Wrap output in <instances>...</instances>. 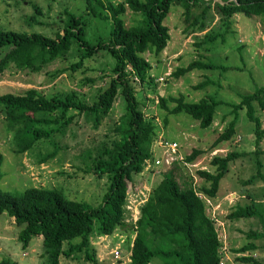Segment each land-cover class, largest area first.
<instances>
[{
    "label": "trees",
    "instance_id": "obj_1",
    "mask_svg": "<svg viewBox=\"0 0 264 264\" xmlns=\"http://www.w3.org/2000/svg\"><path fill=\"white\" fill-rule=\"evenodd\" d=\"M221 1L223 4L213 2V6L225 18L224 29L218 34L205 32L202 37L204 42L217 38L223 41L229 18L234 14L264 20V0ZM210 3V0H122L113 4L105 0H84L86 15L109 21L110 29L105 41L100 38L88 40L85 20L67 9L62 10L63 18L59 19L62 24L53 36L0 28V74L10 67L37 73L72 47L81 53L77 61L69 65L68 70L71 71L82 66L84 59L99 52H104L112 60L111 76L90 103L81 101L74 93L46 97L32 88L21 94H0L2 120L11 134L14 154L35 149L38 151L37 164L51 160L66 147L57 144L54 137L63 136L66 127L76 123L77 116L84 114L87 118L91 115L92 126L97 127L109 113L116 98L120 99L123 106V113L119 117L121 120L113 123L111 128L114 135L110 147L103 145L101 151L90 158V164L82 169V174L105 177L106 187L97 204L70 199L56 187L29 186L17 192L0 190V214L5 213L13 218L15 224L22 225L17 233L22 248L26 247L31 236H40L46 264H58L60 257L79 259L81 254L85 261L96 264L91 238L110 235L117 229L124 234L128 231L133 233L130 246L126 245L129 250L127 264H149L153 258L161 259L158 264H219L223 254L220 239L214 222L205 214L203 201L195 193L199 192L208 198L215 197L220 180L239 153L230 152L222 157L213 155L210 160L213 170L197 171L208 186L202 184L197 189L192 187L190 181H182L181 185L177 183L174 176L176 164H173L150 189L146 200L139 207V216L134 224L127 226L124 222L126 192L133 186V175L142 170L145 160H150V146L155 137L154 123L145 118L135 98L136 85L152 87L154 81L149 73L151 65L142 54L148 52L157 58L165 47L169 34L163 20L171 4L183 9L186 23L184 32L191 34L204 30L203 20ZM32 7L33 14L27 17V23L41 25L35 18L41 12L37 6ZM126 9L140 16L137 22L129 26H125L121 18ZM193 69L222 72L229 67L193 60L184 67L176 68L171 75L176 78ZM61 72L56 71L54 75ZM207 83L212 81L205 79L194 87H203ZM166 101L174 105L167 109ZM158 102L168 114L183 112L196 120L201 128L211 124L214 108L222 104L212 97L186 102L181 96L159 97ZM224 104L231 107V112L244 108L246 118L253 124V143L257 146L264 137V127H260L259 118L254 114V104L259 110H264V84L249 94L241 95L238 103ZM69 111L74 113L68 114ZM165 124L166 118L163 117L162 125ZM234 127L233 117L213 141L211 148L231 140L235 134ZM43 141L48 142L50 147L44 152L37 147ZM198 154L199 150H192L184 157V161L191 162ZM1 162L0 154V165ZM258 166L260 162L257 161L255 175L264 184V175L259 174ZM255 175L243 183L252 182ZM253 215L259 217L264 230V215H261L254 202L241 206L235 204L226 217L237 220ZM258 236L252 231L246 234L251 239ZM254 248L253 242H247L235 252L242 253ZM236 259L242 263L259 264L249 256ZM0 264L14 263L2 259Z\"/></svg>",
    "mask_w": 264,
    "mask_h": 264
},
{
    "label": "rangeland",
    "instance_id": "obj_2",
    "mask_svg": "<svg viewBox=\"0 0 264 264\" xmlns=\"http://www.w3.org/2000/svg\"><path fill=\"white\" fill-rule=\"evenodd\" d=\"M116 4L122 0H105ZM210 9L204 18V30L191 34L184 32L186 23L183 20V9L177 4H171L170 10L163 20L168 29L169 38L161 53L154 58L150 53L142 54L150 65V75L154 77L153 86L136 85L135 98L138 107L146 119L152 120L155 125V137L150 146L151 158L147 160L142 170L132 177L133 186L126 192V202L132 209L135 207L139 216V207L146 200L150 189L156 185L161 174L166 169L162 166H153V159L158 150L155 149L159 140L175 142L180 156L185 164L178 162L174 170L175 180L179 185L191 182L192 187L199 188L204 183L197 171H212L210 164L213 155L222 157L230 152L239 153L229 169L219 182L215 197L204 202V211L207 217L213 220L215 231L220 239L222 259L219 264H253L242 263L236 258L249 256L256 263L264 264V230L259 217L229 219L226 215L238 205L254 202L261 215H264V184L255 175L256 162H260L258 172L264 175V137L257 146L253 143V124L244 113V108L231 112L228 104L239 102L240 96L251 93L255 88L264 84V20L255 16L234 14L229 18V26L224 33L223 41L204 42L203 34H218L224 29L225 18L217 13L213 2L223 4L221 0H210ZM33 5L37 6L41 14L36 19L41 25L28 24L27 17L33 14ZM67 9L76 16L85 20L86 38H108L110 23L107 20L90 17L84 12V0H0V28L17 32H38L44 36H53L61 26L59 19L63 18L62 10ZM195 11H198V9ZM125 26L137 22L139 14L128 9L121 15ZM81 51L70 48L60 58L43 66L37 73L27 70H15L10 67L0 74V94H21L26 89H35L43 96L57 95L62 97L67 93H74L78 99L90 103L95 99L97 92L104 87L111 76L112 60L104 52L83 60L82 66L75 70H68L70 64L77 61ZM1 54V52H0ZM193 60L212 62L229 67L228 70L193 69L178 77L172 72L178 67H184ZM233 68V69H232ZM237 68V69H235ZM56 71H63L54 75ZM102 77V78H101ZM86 79L93 80L92 82ZM209 79L203 87L194 85ZM181 96L186 102H195L200 98L212 97L219 100L214 108L213 120L206 128H201L198 122L183 112L168 114L159 106V97ZM174 104L166 101L165 106L170 109ZM74 113L69 111L68 114ZM123 113V106L116 98L109 113L101 119L97 127H93L92 116L79 115L74 124L66 127L63 136H55L57 144L64 149L44 163L37 164V150L14 154L12 152L11 134L6 130L0 107V190L8 192L21 191L26 187H56L62 190L70 199L95 205L105 190L106 181L102 176L82 174V169L90 164V158L101 151L103 145L110 147L114 133L111 131L113 123L119 120ZM254 114L259 118L260 127H264V110H259L254 104ZM166 124L162 125V118ZM235 118V134L231 140L220 142L211 148L218 134L226 127L232 118ZM121 120V119H120ZM119 120V121H120ZM38 148L44 152L49 149L46 141L38 143ZM192 150H199L191 162L184 161V157ZM87 156H89L87 158ZM255 175L252 182H243ZM198 197V196H197ZM201 199V198H200ZM142 200L138 205L136 203ZM202 200V199H201ZM125 208V207H124ZM133 218L128 210L124 212V222L127 226ZM131 226V224H130ZM22 225L14 223L12 217L5 213L0 214V260H9L14 264H46L42 253L40 236H31L26 247L22 248L17 240V233ZM259 234L255 239L247 238L249 232ZM127 236L129 238H127ZM133 233L125 234L114 230L112 234L91 238L90 244L94 249L96 264H127L130 241ZM122 241V242H121ZM247 242H253L255 248L236 253L235 250ZM118 246V256L113 257L112 249ZM65 244H63V248ZM128 250V251H127ZM160 258H153L149 264H158ZM58 264H93L85 261L83 255L79 259L60 257Z\"/></svg>",
    "mask_w": 264,
    "mask_h": 264
},
{
    "label": "built area",
    "instance_id": "obj_3",
    "mask_svg": "<svg viewBox=\"0 0 264 264\" xmlns=\"http://www.w3.org/2000/svg\"><path fill=\"white\" fill-rule=\"evenodd\" d=\"M155 149L158 150V154L154 155L156 157H154V159L152 161L154 167L162 166V167H165L166 169H168L173 164H176L178 162H181V163L185 164V162H183V158L180 156V154H179V152L177 150V146H176L175 142H168L167 140H159L157 142V145H156ZM146 161L147 160H145L144 163ZM195 194H196V196L201 198L202 201H204V200L208 201V199H211V198H208V197L204 196L203 194H201L199 192H196ZM125 202H126V197H125ZM140 202H142V200H139L136 203V205H138ZM128 204H129V201H127V204H124V207H125L124 209L128 210L130 212V215L133 218L132 224H134V222L136 221L135 214H137V211L135 210V207H133L131 209L128 206ZM116 248H118V246H116L115 249L111 250L110 254H112L113 257H117L118 256V251H117Z\"/></svg>",
    "mask_w": 264,
    "mask_h": 264
}]
</instances>
